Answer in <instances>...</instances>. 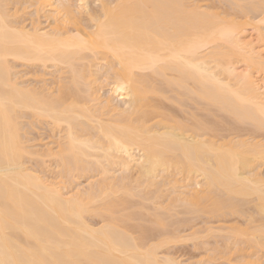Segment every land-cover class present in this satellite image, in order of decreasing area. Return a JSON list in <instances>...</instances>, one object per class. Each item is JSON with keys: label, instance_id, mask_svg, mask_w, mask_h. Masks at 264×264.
<instances>
[{"label": "bare ground", "instance_id": "6f19581e", "mask_svg": "<svg viewBox=\"0 0 264 264\" xmlns=\"http://www.w3.org/2000/svg\"><path fill=\"white\" fill-rule=\"evenodd\" d=\"M213 1L0 0V264H264V0Z\"/></svg>", "mask_w": 264, "mask_h": 264}, {"label": "rangeland", "instance_id": "374dc122", "mask_svg": "<svg viewBox=\"0 0 264 264\" xmlns=\"http://www.w3.org/2000/svg\"><path fill=\"white\" fill-rule=\"evenodd\" d=\"M202 1H203V2H202ZM211 1H212V0H210V1H209V0H201V2L204 3L205 6H206V4H208L206 7H209L210 5H211L212 7L214 6V7H213V9H215L214 11L222 10V8L219 7L220 4H219V6H218V4H217L216 2H214V1L211 2ZM201 2H200V3H201ZM205 3H206V4H205ZM213 3H215L216 5L213 4ZM211 6H210V7H211ZM216 7H217V8H216ZM218 8H220V9L218 10ZM245 30H246V31H244V33H245V32H248V33H247V34L245 33V35H244L245 38H244V39H246V36H247V39H248L249 36H250L249 39H253V40H255V42L257 43V42H258V39H257V33H256V31L253 32L254 30H253L250 26L246 27ZM249 31H250V32H249ZM248 34H249V35H248ZM250 34H251V35H250ZM259 43L262 44L261 42H259ZM254 44H255V43H254ZM257 44H258V43H257ZM256 46H259V44L256 45ZM260 46H262V45H260ZM262 47H264V44H263ZM262 50L264 51V48H263ZM18 66H19V65H18ZM25 67H26V66H25ZM25 67H23V66H22V67L19 66L20 69H19L18 67H16V69L18 68L19 70H22V68H25ZM27 68L29 69V67H27ZM241 68H242V67H241ZM18 69H17V70H18ZM25 69H26V68H25ZM48 70H49V69H48ZM23 71H24V69H23ZM26 71H27V70H26ZM26 71H24V74H26V73H25ZM22 73H23V72L21 71V74H22ZM27 73H28V72H27ZM31 73H32V72H31ZM26 75H28L29 79H31V77H33V76L30 74V71H29V73L26 74ZM30 76H31V77H30ZM49 76H50V74H49ZM49 76H47V77L50 79L51 76H50V77H49ZM260 76H261V75H260ZM261 77H262V76H261ZM25 78H27V77H25ZM32 79H33V78H32ZM37 130L39 131L40 129H37ZM37 130H35V133H34V130H33V134H35L34 137L37 135V138H36L37 140H34L35 143H37V141L40 139V137H38V135H41L40 133H42V135H43V132H44L43 129H41L42 131H39V132H37ZM222 131H223V130H221V133L224 134V135H221V134H220V135L223 136V137H225V135H226V137H227V134H228V133L225 132V131H227V130H224V133H223ZM246 131H248V129H246ZM246 131H243V133H242V132H241V133H242L243 135H245L246 137H247V135H248V137H247L248 139H250L249 136H251V138H252V134H253V133L251 134V133L248 131V132L250 133V135H249L248 132H246ZM228 132H229L228 135H231V134L233 133V132H231V131H228ZM230 133H231V134H230ZM241 133H240V134H241ZM262 133H263V134H262ZM33 134H32V136H33ZM44 134H45V133H44ZM217 134L219 135V133H217ZM234 134H235V133H234ZM234 134L231 135V136H228L227 138H229V137L231 138L232 136L235 137L236 134H235V135H234ZM242 134H241V135H242ZM246 134H247V135H246ZM260 134H261V136H260ZM218 135H217V136H218ZM258 135H259L261 138H264V137H263V136H264V130H263V131H260V133L258 132ZM43 136L45 137V135H43ZM43 136H41V137H43ZM245 136H243L242 138L247 139V138H245ZM254 136H255V133H254ZM254 136H253V138H255V137L257 136V133H256V136H255V137H254ZM44 137H43V138H44ZM46 137H47V138H45V139H42V138H41L42 140L40 139V140H41V141H40L41 144H45V142L51 141V138H49L47 135H46ZM234 137H232V138H234ZM240 137H241V136H240ZM240 137H239V138H240ZM260 137L257 136V138H255V139H257V140H262V142H264V139H261ZM45 140H46V141H45ZM53 140H54V139H52V141H53ZM38 142H39V141H38ZM43 142H44V143H43ZM40 143H39V145H41ZM262 168H264V166H263ZM263 174H264V171L262 170V176H263ZM82 185H83V184H82ZM163 196H164V195H163ZM163 196H162V197H163ZM164 199H165V196H164L163 200H164ZM161 200H162V199H161ZM159 201H160V199H159ZM247 205H248V206H247ZM252 205H253V202H252V203H246V204L244 205L243 209L245 210L246 213H250V212H247V210H248V208H249V210H250V209L252 210V207H253ZM245 206L248 207V208H246ZM250 206H251V207H250ZM177 209H178V208H177ZM175 210H176V209H175ZM176 212H177V211H176ZM246 213H245V214H246ZM235 215H237V216H235ZM220 217H221V216H220ZM220 217H219V218H220ZM256 217H257V216H256ZM256 217L254 216V219H255ZM204 218H205V217H204ZM229 218L232 219V220H230ZM257 218H258V217H257ZM92 219H94L96 222L99 220V219L96 220L97 218H96V219H95V218H92ZM208 219H209L208 222H209V224H210V222H211V221H210V218L208 217L207 220H208ZM211 219H212V224H211L210 226H215V227H217V226L219 225V223H220L221 227H223V226L225 227V225H228V224H229L230 226H231V225H235L236 223H237V226H238V225H239V226L241 225V227H242V226H245L246 223H247L246 216H244V215H239V214H233L232 216H230V217L228 216V217H226V218H225V216H224V217H221L222 220H221V219L218 220V217H217V216L214 217V218H211ZM223 219H226V220L228 219V220H227V221H225V220L223 221ZM235 219H236V220H235ZM244 219H246V220H244ZM220 220H221V221H220ZM252 220H253V219H252ZM90 221L92 222V220H90ZM95 221H94V222H95ZM215 221H216V222H215ZM228 221H229V222H228ZM233 221H234V222H233ZM250 221H251V220H250ZM254 221H255V220H254ZM254 221H252V222H248V223H250V225H251L252 227H253V224H254V226H255L257 223H259V222H256V221H255L256 223H254ZM96 222H95V223H96ZM98 222H99V221H98ZM199 222H200V221H196L195 225H196L197 223H199ZM227 222H228V223H227ZM230 222H231V223L233 222V223L230 224ZM235 222H236V223H235ZM221 223H222V224H221ZM239 223H241V224H239ZM248 223H247V226L250 227V225H248ZM199 224H200V223H199ZM216 224H217V226H216ZM224 224H225V225H224ZM197 225H198V224H197ZM198 226H199V225H198ZM198 226H196V227H198ZM200 226H201V225H200ZM205 226H209V225L206 224ZM230 226H228V227H230ZM218 227H219V226H218ZM226 227H227V226H226ZM184 231H187L186 228L184 229ZM184 231H183V232H184ZM183 232H182V233H183ZM190 232H191V231H190ZM190 232H189V233H190ZM202 232H203V231H202ZM204 232H205V231H204ZM199 233H200V232H199ZM199 233H198V234H199ZM180 234H181V231H180ZM180 234H179V235H180ZM183 234H184V233H183ZM185 234H186V232H185ZM201 234H202V233L199 234L200 236H202V238L199 237L200 240H199V238H198V239L196 238L197 241H196L195 239H193V240L196 241V243H198V241H199V242H200V241H209V239L205 236V234H203V235H201ZM186 235H188V233H187ZM181 236H182V234H181ZM184 236H185V235H184ZM238 236H239V235H238ZM238 236H236V237H237V243H239V239H241L240 242L242 243V235H240V238H239ZM205 237H206V238H205ZM204 238H205V239H204ZM154 239L157 240V238H154ZM154 239H153V241L155 242ZM203 239H204V240H203ZM211 239H212V238H210V240H211ZM216 239H217V238H216ZM216 239L211 240V241H212V243H211L212 245L210 244V242H207V243L210 244L211 246L208 245V244L206 243L207 245H204L205 247L203 246L204 249H202V245H201V247H200V249H202L203 251H204V250H209V251H210V252L208 253V255H210V257H212V256L214 257V259H212L213 257L211 258V259H212V262H214L215 264H216V262H217V264H223V262H224V264H227V262L229 261L231 264H232V262H233V264H235V263L237 264V263H238L237 261H241V259L239 260V258H240V256H241V254H244V253L241 252V254L239 255V252L237 253L236 251H234V253H237V254H236L237 256L239 255V256H238V257H239L238 259L236 258V257H237L236 255H235L236 257L234 258V256L231 255L233 250H231L230 252H229V251L226 252L227 249L225 248V249H226V250H225V249L222 247V245L220 244V243H222V242L219 243V245H221V246H218V243H217V242H216L217 244H215L214 241H215ZM234 239H235V238H234ZM234 239H232V241H233ZM243 239H244V237H243ZM193 240L188 238V239H187L188 242H186V241H182V240H179L177 243H176L177 240L175 241V243H174V240H173V241H170L169 244H168V245H169L168 247H172V248H171L172 250H171L170 248H168V247H167V250L170 251V252H169V251H168V252L171 253V255H172V253H174L173 255L175 256V258H176L177 260H178V258H179V260H181V261L183 260V261L186 262V260H187V259L189 260V259L193 256V254H197V252L195 253L194 251H197V250H195V249L198 248V245L194 244L195 241H193ZM192 241H193V242H192ZM179 242H180V243H179ZM213 242H214V243H213ZM170 243H171V244H170ZM190 243H191V244H190ZM192 244L195 245V246H192L193 248L191 249L190 246H191ZM166 245H167V244H166ZM170 245H173V246H170ZM230 245L233 246L232 244H230ZM242 245L244 246L245 244L243 243ZM242 245H240V243H239V246H242ZM174 246H175V247H174ZM199 246H200V245H199ZM208 246H210V247H208ZM235 246H236V245H235ZM237 246H238V244H237ZM196 247H197V248H196ZM206 247H207L208 249H207ZM212 247L215 248V249H214L215 251L213 250ZM217 247H218L219 250L216 249ZM210 248H211V249H210ZM200 249L198 248V251H200ZM256 249H257V248H256ZM258 249H259V248H258ZM258 249L255 250V251H254V249H252V250H248V251H251V252H253V253H254V252H259V254H258V253H254V254H256V256H258V258L262 259V258L264 257V256L262 255V254L264 253V249H263L262 251L260 250L261 253H260V251H258ZM192 250H193V252H192ZM202 250L200 251L201 253H202ZM213 251H214V252H213ZM175 252H176V253H175ZM207 252H208V251H207ZM221 252H222V253H221ZM188 253H190V254H188ZM198 253H199V252H198ZM205 253H206V252H205ZM214 253H216V254H214ZM220 253H221V255H223L224 253H228V254H230L231 256H228V254H227L228 257L226 256V258H229V260H228V259L225 260V259H226L225 257H223V256H222L223 258L220 257V256H221ZM234 253H233V254H234ZM212 254H213V255H212ZM190 255H191V257L189 258L188 256H190ZM198 255H199V254H197V256H198ZM200 255H201V254H200ZM204 255H205V254H203V255H201V256H204ZM211 255H212V256H211ZM216 255H218V257H217ZM224 255H225V254H224ZM174 256H173V257H174ZM215 256H216V257H215ZM232 256H233V257H232ZM193 257H195V256H193ZM193 257H192V260H191L192 262L195 261L194 259L196 258V257H195V258L193 259ZM198 257L201 258L200 256H198ZM204 257H209V256H207V254H206ZM216 258L218 259V261H214V260H216ZM224 258H225V259H224ZM233 258L236 260V262H235V260H234ZM197 259H198V258H197ZM197 259H196V260H197ZM206 259H208V258H206ZM209 259H210V258H209ZM220 259H224L225 261H224V260H220ZM231 259H232V261H230ZM188 260H187V262H190V261H188ZM263 260H264V258L262 259V261H263ZM220 261H222V262H220ZM187 262H186V263H187ZM229 262H228V263H229ZM234 262H235V263H234ZM244 263H246V262H242V261H241V264H244ZM238 264H239V263H238Z\"/></svg>", "mask_w": 264, "mask_h": 264}]
</instances>
